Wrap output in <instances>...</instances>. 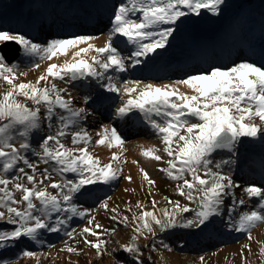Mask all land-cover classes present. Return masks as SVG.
<instances>
[{
  "label": "snow or ice",
  "instance_id": "snow-or-ice-1",
  "mask_svg": "<svg viewBox=\"0 0 264 264\" xmlns=\"http://www.w3.org/2000/svg\"><path fill=\"white\" fill-rule=\"evenodd\" d=\"M224 4L225 0H121L113 8L102 46L92 43L97 36L40 44L23 34L0 30V82L6 86L0 91V225L11 226L0 227V264H19L20 258H34L39 264L46 253L25 249L16 259L5 258V253L23 242L44 245L41 237L46 234L67 238L59 251L69 258L81 255L76 245L82 243L95 251L98 260L110 257L111 264H153L151 253L172 252L160 234L202 230L217 217L229 232L246 237L240 257L241 264H248L245 251L252 252L253 230L264 224V186L237 183L232 168L244 138L264 139V66L247 61L212 65L162 84L121 76L164 49L184 18L205 12L219 16ZM121 39L130 49L127 54L117 43ZM9 43L28 58L27 71L9 61ZM69 54L61 63H48L34 82L21 81L41 62ZM77 82L115 94L120 103L114 108V119L136 114L151 130L160 147L141 146L140 156L163 165L156 170L174 183L175 195L185 203L165 196L164 206H159L154 198L156 181L137 160L133 163L142 185L148 186L146 196L152 197L150 210L137 200L121 212L118 206L109 207L111 196L100 199L95 209L78 203L84 190L95 191L88 186H110L120 179L131 183L133 178L123 174L126 141L116 126L101 125L95 139L88 131L86 122L95 114L89 106L101 93L93 97L89 92L77 106L67 87ZM182 87L191 94L182 92ZM93 147H106L111 152L108 161L94 155ZM100 209L109 212L117 226L132 225L127 241L115 242L111 250L108 245L118 228L97 222L93 213ZM77 219L86 226L72 227ZM141 239L146 242L143 247ZM259 257V264H264V243ZM198 264H206L205 256L198 258Z\"/></svg>",
  "mask_w": 264,
  "mask_h": 264
},
{
  "label": "rangeland",
  "instance_id": "rangeland-1",
  "mask_svg": "<svg viewBox=\"0 0 264 264\" xmlns=\"http://www.w3.org/2000/svg\"><path fill=\"white\" fill-rule=\"evenodd\" d=\"M121 0H0V30L11 33L23 34L35 43L45 44L52 39L71 38L78 35H90L99 37L92 41L96 46H102L105 40L104 33L110 28V19L113 8ZM254 0H225L222 6L223 12L219 16H211L206 12L200 17L184 18L185 22L180 24L174 31L169 43L164 49L157 50L146 62L134 69L121 74L124 80H141L157 84L169 83L183 78L187 73L197 69L208 68L212 65L231 66L234 62L247 61L264 66V0L254 4ZM124 54L130 50L123 40L117 41ZM9 52L16 54L13 62L20 64L21 71H27L25 66L28 58H24L18 51L15 44L9 43ZM67 57L54 58L53 61L41 62V67L35 71L28 72L26 77H21V81H35L48 63H61ZM94 83V82H93ZM72 96L76 100L77 106H82V97L91 92L96 97L97 92L101 95L95 103L89 106V110L95 109V114L86 122V127L95 139V133L101 125L114 124L126 143L124 158H131L123 164V174L131 175L133 181L130 183L120 179L110 186H88L95 188V191L84 190L79 195L78 203L83 207L95 209L98 201L106 196H111L109 207H119L121 212L128 207L129 202L135 205L137 200L147 205L150 210L149 201L152 197H147L148 186L142 185L137 160L141 167H144L150 177L156 181L155 199L160 202L159 206H164L163 197L171 199H181L175 195L174 183L168 181L162 173L156 169L160 166L156 162H147L140 156L139 145L144 149L153 145L160 147L159 141L152 134L151 130L142 123L136 114L124 120L113 118L116 105L120 103L115 94L103 93L98 86L95 91L88 87V82H77L75 86L67 85ZM6 86L0 82V91H4ZM182 92L191 94L186 88L180 89ZM39 135V134H38ZM94 155L100 157L103 162H107L111 152L106 147H93ZM114 149L113 151H115ZM219 159V156L216 157ZM232 174L237 183H255L264 186V139L244 138L238 145L235 164ZM126 189L128 191H126ZM135 189V192L132 190ZM240 192L237 190V197ZM252 206L256 201L253 200ZM133 210H136L133 207ZM138 211V210H137ZM239 211V210H238ZM97 222L105 228L117 227V233L112 237V242L108 248L111 250L115 242L124 243L130 237L131 227L124 228L117 226L109 219L110 213L100 209L93 213ZM130 216V213H124ZM189 215V214H186ZM86 226L85 221L74 220L72 227L79 230ZM0 227H11L0 225ZM179 231H187L189 241L194 244L196 241H210V244L201 253L177 254L172 252L157 251L151 253L153 262L156 264H198V258L205 256L206 264H241V246L248 243L243 234L229 232L222 223L221 217L201 229H176L169 233L160 234V239L165 241V237ZM62 234H46L41 237L44 245L36 242H23L19 245L10 246V250L5 253V258L16 259L22 250L46 253V257H41L39 264H111V258L104 257L97 259L95 251L83 246L82 243L76 245L81 249V255H72L70 258L66 252L59 249L63 247V241L67 239ZM220 238L224 242L216 247L214 240ZM254 240L251 242L252 252L245 251L248 264H259V247L264 243V224L253 230ZM107 238V237H105ZM259 242V243H258ZM140 245L146 243L143 239ZM166 243V241H165ZM49 245H54L50 247ZM144 254L149 255L144 249ZM163 256V260H161ZM86 259V260H84ZM19 264H37L34 258H20Z\"/></svg>",
  "mask_w": 264,
  "mask_h": 264
},
{
  "label": "trees",
  "instance_id": "trees-1",
  "mask_svg": "<svg viewBox=\"0 0 264 264\" xmlns=\"http://www.w3.org/2000/svg\"><path fill=\"white\" fill-rule=\"evenodd\" d=\"M261 0H254V3H251V8L254 7V4H258L257 2H260ZM186 230V229H185ZM62 236V235H61ZM188 233L187 231H179L176 233H173L170 236L165 237V241L169 246L172 248V251L177 254H188V253H201L200 251H203L206 249V247L210 244V241H196L194 244L193 242L189 241L188 239ZM211 240L215 241L216 247L220 246L222 242H224L222 239L214 238L212 237ZM164 241V242H165ZM107 257V256H106ZM110 258V257H108ZM118 259H124L123 254H117ZM105 259V258H104ZM86 260V259H84ZM82 264V263H81ZM153 264H156L153 262Z\"/></svg>",
  "mask_w": 264,
  "mask_h": 264
},
{
  "label": "water",
  "instance_id": "water-1",
  "mask_svg": "<svg viewBox=\"0 0 264 264\" xmlns=\"http://www.w3.org/2000/svg\"><path fill=\"white\" fill-rule=\"evenodd\" d=\"M8 45H9V44H8ZM8 45H7V51H8V53H9V55H8V59H9L10 62H13V61L16 59V54H14V55H11V54H10V52H9V48H8Z\"/></svg>",
  "mask_w": 264,
  "mask_h": 264
},
{
  "label": "bare ground",
  "instance_id": "bare-ground-1",
  "mask_svg": "<svg viewBox=\"0 0 264 264\" xmlns=\"http://www.w3.org/2000/svg\"><path fill=\"white\" fill-rule=\"evenodd\" d=\"M141 146L143 147V145L141 144V145H139V148H141ZM123 147H124V145H123ZM114 150V149H113ZM116 151V150H115ZM126 153V151L124 152V154ZM140 153V151H138L137 152V154H139ZM127 161H131L132 159L131 158H127L126 159Z\"/></svg>",
  "mask_w": 264,
  "mask_h": 264
}]
</instances>
